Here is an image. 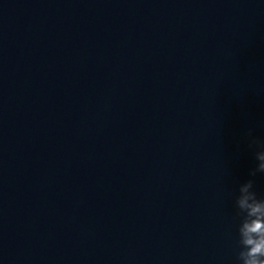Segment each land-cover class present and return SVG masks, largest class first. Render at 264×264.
Listing matches in <instances>:
<instances>
[{
	"label": "clouds",
	"instance_id": "9594fccd",
	"mask_svg": "<svg viewBox=\"0 0 264 264\" xmlns=\"http://www.w3.org/2000/svg\"><path fill=\"white\" fill-rule=\"evenodd\" d=\"M246 135L250 138L249 147L260 144L261 150L256 152L258 164L249 175L264 174V143L252 135L251 130ZM235 205L237 215L241 217L238 227L240 251L239 264H264V198H258L254 191V180L249 179L239 186V195Z\"/></svg>",
	"mask_w": 264,
	"mask_h": 264
}]
</instances>
